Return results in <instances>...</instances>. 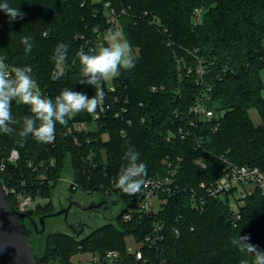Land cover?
Returning <instances> with one entry per match:
<instances>
[{
  "label": "trees",
  "instance_id": "1",
  "mask_svg": "<svg viewBox=\"0 0 264 264\" xmlns=\"http://www.w3.org/2000/svg\"><path fill=\"white\" fill-rule=\"evenodd\" d=\"M5 2L25 14L10 20L0 11V56L6 57L9 68L31 67L42 95L53 100L64 88L93 96L92 86L77 82L81 65L76 53L97 49L99 39L106 44L107 11L112 7L94 0H0ZM113 2L127 41L141 46V54H135L134 68L105 83L104 103L110 108L99 119L85 111L65 125L57 123L51 143L20 137L21 125H14L11 134L0 133V178L5 186L46 199L27 211L34 219L57 210L54 197L65 174L77 184L74 189L69 183L74 191L112 194L127 203L129 195L116 188L115 181L131 146L147 165V177L166 171L164 158L181 157L177 180L187 190L168 195L157 214H136L130 220L119 214L84 239L63 231L38 233L32 226L29 230L24 219L37 264H73L75 254L102 255L108 249L120 252L121 264H252L254 256L240 252L232 241L247 235L264 249L263 192L256 189L247 196L242 217L235 221L226 199L210 198L198 210L190 204L189 190L200 181L218 178L224 159L264 168V0ZM196 8H201L199 22L193 20ZM154 17L160 25L152 22ZM24 37H31V52L25 51ZM59 43L68 45L62 68L53 60ZM200 65L207 70L206 86L197 80ZM57 73L63 75L57 79ZM203 86L215 116L197 121L190 108ZM121 104L127 111L117 117ZM251 108L258 109L261 124L249 117ZM11 112L21 121L32 115L30 106L18 100L12 102ZM77 124H83L81 130ZM179 126L190 135L169 140L168 131ZM14 149L19 157L11 161ZM8 200L17 207L15 195H8ZM157 218L164 222L165 238L156 247L143 246V256L137 259L127 251L126 237L144 239Z\"/></svg>",
  "mask_w": 264,
  "mask_h": 264
},
{
  "label": "clouds",
  "instance_id": "2",
  "mask_svg": "<svg viewBox=\"0 0 264 264\" xmlns=\"http://www.w3.org/2000/svg\"><path fill=\"white\" fill-rule=\"evenodd\" d=\"M3 11L10 20L22 18L25 14L19 7H11L7 2L0 3ZM106 44L87 52L80 49L76 55L81 65L78 83L90 85L95 89L93 96L84 92L64 88L59 95L48 98L42 95L39 85L31 75V67L9 68L5 63L6 57L0 56V133L11 134L15 131L14 125H21L19 136H32L37 142L51 143L55 139L56 125H65L68 119L80 112L96 114L97 109L103 110L105 99V83L112 81L121 74L135 67V57L127 39L120 31H109L104 36ZM25 51L31 52V37H24L21 41ZM68 45H56L53 60L57 65H63L67 60ZM63 73H57L59 79ZM30 106L32 115L24 116L21 120L14 119L11 112L12 102ZM127 161L122 165L115 181V187L124 194L134 196L139 193L146 183L148 175L147 165L140 162V153L131 146L124 153ZM250 236L238 235L232 243L240 252L254 256L252 264H264V249L250 242ZM248 264V261H242Z\"/></svg>",
  "mask_w": 264,
  "mask_h": 264
},
{
  "label": "built area",
  "instance_id": "3",
  "mask_svg": "<svg viewBox=\"0 0 264 264\" xmlns=\"http://www.w3.org/2000/svg\"><path fill=\"white\" fill-rule=\"evenodd\" d=\"M105 6H111L112 8L108 10L109 27L106 33L109 31H114L120 26L119 13H117L113 0H102ZM125 12V9L122 10ZM194 16L196 22L201 21V8H196ZM152 22H156L160 25V20L154 17ZM117 23L119 25H117ZM166 29V27H165ZM206 68L200 65L196 74L198 75L197 80L199 84L204 85L203 77L206 73ZM206 86V85H204ZM204 86L201 91L196 95L194 103L191 105L190 112L194 115L197 121L200 120H211L215 116L214 109L210 107V97L207 95V90H204ZM154 86L153 88H155ZM114 90V86H111ZM103 110L99 108L96 114H93L94 119H99L101 114L106 112L110 108L109 103H103ZM120 110L116 111V116H120L127 111L125 104H121ZM144 118H142V121ZM132 120L129 118L128 123L131 124ZM195 122L191 121L190 125H194ZM83 124H77V128L81 130ZM216 128V127H215ZM122 134H126V128L122 129ZM190 135V130L185 129L183 126L171 128L168 131L167 138L171 139H186ZM19 157V152L14 149L11 153L9 159L15 161ZM181 157L172 158L166 157L163 162L166 164V171L160 174L148 176L145 178L146 183L142 187L141 191L134 196L129 195L125 212H120L124 220H130L136 214H157L165 205L168 199V195L176 192H181L182 190H187V187L181 186L178 183L177 175L181 169ZM200 161V160H198ZM225 165L222 167L221 174L218 178L212 181H200L197 186L190 187L189 199L190 204L194 209L202 210L206 206V202L210 198L214 199H226L228 206L231 210L232 217L236 221L242 217L241 206L245 203L248 195H250L256 189H259L264 194V168L259 165L250 164H239L233 161L224 159ZM4 168V162L1 164ZM70 185L76 189L77 184L70 181ZM23 185H25L23 183ZM4 186L5 193L8 195H15L17 202L16 209L22 212H27L30 209H34L40 195L34 197L32 193L26 190H18L15 186ZM99 193V192H98ZM106 194V193H105ZM152 230L146 234L144 239L138 240L135 236L129 235L132 238L131 241H127V251L135 256L137 259H141L143 256L142 247L148 246L150 248L158 246L161 241L165 238L163 231L164 222L157 218L152 224ZM175 232L180 233L179 229L176 228ZM128 237V236H127ZM121 254L116 249H108L104 254L98 252H91V258L87 264H121Z\"/></svg>",
  "mask_w": 264,
  "mask_h": 264
},
{
  "label": "water",
  "instance_id": "4",
  "mask_svg": "<svg viewBox=\"0 0 264 264\" xmlns=\"http://www.w3.org/2000/svg\"><path fill=\"white\" fill-rule=\"evenodd\" d=\"M59 190L54 197L56 207ZM116 201L118 206L120 203L118 198ZM70 206L71 204L68 207H62L59 210L40 215L39 223L41 228H38L36 220L27 212L19 211L10 204L4 190L3 182L0 178V264H37L33 247L24 225V219L32 221L35 225V229L43 233L46 227V219L60 214H64L65 218H67ZM95 206L97 205H91L88 206V208L92 209ZM97 227L99 226L92 228L89 233L84 234L82 237H74L77 239H84L97 229Z\"/></svg>",
  "mask_w": 264,
  "mask_h": 264
},
{
  "label": "flooded vegetation",
  "instance_id": "5",
  "mask_svg": "<svg viewBox=\"0 0 264 264\" xmlns=\"http://www.w3.org/2000/svg\"><path fill=\"white\" fill-rule=\"evenodd\" d=\"M76 193V191L74 192V190L68 187V192L62 195L67 201L66 204L62 205L68 207L71 204V206L69 208L67 218H65L66 223L64 224V227L57 231H63L68 234H71L72 236L82 237L84 234L89 233L92 228L100 226L104 223L115 221L118 218L120 210H118L116 216L109 214L115 212V209L117 207L116 195L99 193V196L88 198V200L84 202L83 197H81L80 199V196H78ZM62 199L63 197L58 198L60 202L62 201ZM91 205L97 206L93 207L92 209H89L88 206ZM104 218L107 219V222L102 223L101 220H103ZM29 221V219L25 220L27 226L29 227V230L32 226L33 229L38 232L35 229L34 223L30 221V225ZM36 222L38 224V228H41L40 223L37 220Z\"/></svg>",
  "mask_w": 264,
  "mask_h": 264
},
{
  "label": "rangeland",
  "instance_id": "6",
  "mask_svg": "<svg viewBox=\"0 0 264 264\" xmlns=\"http://www.w3.org/2000/svg\"><path fill=\"white\" fill-rule=\"evenodd\" d=\"M94 1H102V0H94ZM107 7V6H106ZM107 16L109 18V13L107 11ZM193 20L194 22H196V18L195 16H193ZM117 25H119L117 23ZM114 31H120L123 33V36L125 39L126 38V35H125V32H124V29H123V26H119L117 27L116 29H114ZM129 44L131 45V48H132V53L133 55L135 56L136 55H140L141 54V46L139 45H132L130 42ZM101 45H103V42H102V39H99L98 42H97V48H99ZM61 68L63 67V65H60ZM261 77H262V80H263V87H264V68L261 70ZM110 82V81H109ZM262 95L264 96V88L262 89ZM249 117L252 118L253 122L258 125V124H261L262 123V120H261V117L260 114H259V111L258 109L256 108H251L249 110ZM103 137L105 139H108V135L107 134H104ZM91 156V154H89ZM71 181V177L69 175H64L61 179H60V182H59V194H58V198L59 197H63L62 201L60 202L57 198V200L59 201H56L57 202V210H59L60 208L62 207H67V206H64L62 204H66L67 201L64 199V195L66 192H68V187H69V183ZM75 192V191H74ZM77 195L80 196L79 198L81 199V197H83V200L84 202H86L88 200V198H91V197H97L99 196V193L98 192H94L92 194H86V193H83L81 191H76ZM116 198H118L119 200V205L116 207L115 209V212L113 213H109L110 215H113V216H116V213L118 212V210H120L122 207H125L127 205V203L120 197V196H117ZM38 202H41V204H44L46 202V199L45 198H39L38 199ZM38 222H39V217H36V219ZM101 222H107V219H103L101 220ZM66 223V220H65V217H64V214H60V215H57V216H53V217H48L47 220H46V228H45V232H44V235L48 234V233H52V232H55L61 228L64 227V224ZM31 234V233H30ZM32 238H38L37 236H32ZM126 240L127 241H131L132 238L131 237H126ZM37 243V242H35ZM41 253V252H39ZM91 258V252H80L78 254H75L72 256V261H73V264H87L89 262V259ZM47 261H44L42 262V264H47L46 263Z\"/></svg>",
  "mask_w": 264,
  "mask_h": 264
}]
</instances>
